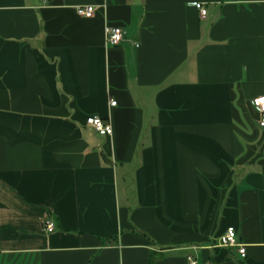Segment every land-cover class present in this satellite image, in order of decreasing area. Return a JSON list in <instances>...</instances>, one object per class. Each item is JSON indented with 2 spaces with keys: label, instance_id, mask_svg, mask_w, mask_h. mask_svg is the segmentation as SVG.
Returning a JSON list of instances; mask_svg holds the SVG:
<instances>
[{
  "label": "crops",
  "instance_id": "1",
  "mask_svg": "<svg viewBox=\"0 0 264 264\" xmlns=\"http://www.w3.org/2000/svg\"><path fill=\"white\" fill-rule=\"evenodd\" d=\"M260 95L264 0H0V264H264Z\"/></svg>",
  "mask_w": 264,
  "mask_h": 264
},
{
  "label": "built area",
  "instance_id": "2",
  "mask_svg": "<svg viewBox=\"0 0 264 264\" xmlns=\"http://www.w3.org/2000/svg\"><path fill=\"white\" fill-rule=\"evenodd\" d=\"M196 6L200 9L201 15L205 16L207 10L200 4L196 3ZM77 13L80 16L89 18L95 13V7L93 5H81L76 8ZM107 42L112 45H119L125 37V30L122 26L115 25L107 28ZM252 105L258 109L260 113L259 124L264 127V95L257 96L251 100ZM116 101L111 100V105H115ZM87 123L100 135H111L113 133V127L110 121L103 119L100 116H90L87 118ZM45 231L52 232L55 229V223L52 218H48L44 223ZM221 245L226 247H236L241 257L246 256V246L238 240L237 231L234 227H229L219 238ZM189 264H197L196 260L192 256L188 257Z\"/></svg>",
  "mask_w": 264,
  "mask_h": 264
},
{
  "label": "trees",
  "instance_id": "3",
  "mask_svg": "<svg viewBox=\"0 0 264 264\" xmlns=\"http://www.w3.org/2000/svg\"><path fill=\"white\" fill-rule=\"evenodd\" d=\"M153 262V260H152V258H151V260H150V263H152ZM237 264H244L242 261H240V262H238Z\"/></svg>",
  "mask_w": 264,
  "mask_h": 264
}]
</instances>
